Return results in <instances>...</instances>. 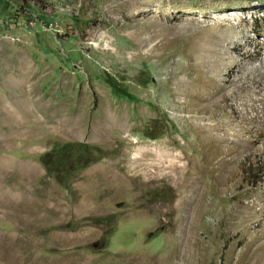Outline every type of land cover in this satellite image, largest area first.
Here are the masks:
<instances>
[{
  "label": "rangeland",
  "instance_id": "obj_1",
  "mask_svg": "<svg viewBox=\"0 0 264 264\" xmlns=\"http://www.w3.org/2000/svg\"><path fill=\"white\" fill-rule=\"evenodd\" d=\"M263 57L264 0H0V264H264V145L225 168L198 129ZM67 141L98 158L63 186Z\"/></svg>",
  "mask_w": 264,
  "mask_h": 264
},
{
  "label": "bare ground",
  "instance_id": "obj_2",
  "mask_svg": "<svg viewBox=\"0 0 264 264\" xmlns=\"http://www.w3.org/2000/svg\"><path fill=\"white\" fill-rule=\"evenodd\" d=\"M208 78L204 81L205 91L200 104L204 112L216 111V118L211 119V122L208 120L210 117L207 118L198 125V129L204 142L215 143L214 150L219 154L216 159L222 167L228 168L243 147L250 144L255 147L264 145V57L259 62L243 65V68L241 64L234 65L230 78L226 80L227 85ZM251 90L254 93L246 97ZM239 99L242 103L250 100V111L233 103ZM256 100L261 101V104ZM221 101L231 107L227 114H221L219 109H215L222 106Z\"/></svg>",
  "mask_w": 264,
  "mask_h": 264
},
{
  "label": "trees",
  "instance_id": "obj_3",
  "mask_svg": "<svg viewBox=\"0 0 264 264\" xmlns=\"http://www.w3.org/2000/svg\"><path fill=\"white\" fill-rule=\"evenodd\" d=\"M112 86H113V90L114 93L119 94L121 96H125L128 97L130 99H136L135 95L130 92L126 87H121L119 84L112 82ZM154 123L152 128L154 129ZM160 132H155V133H146L147 135H149L150 137H156L159 135ZM78 145V149L75 153V155L73 156V158L71 159V163L66 166H62L60 165V162H62L60 160L57 161H53V159L57 156H62L63 153L68 150V149H73L74 146ZM98 146L95 144H90V143H85L82 141H67V142H63L60 144H55L53 145L50 149L44 151L43 153H41L39 155V159L41 161V163L43 164L45 171L48 175H52L55 177V179L63 186H67L68 181L67 179H65V176L68 175L70 172H72L73 170L79 169V168H84L85 166H87L90 162H93L94 160H96L98 157L96 158H87L86 160L82 159V157L84 158V154H86L88 151L92 150V149H97ZM100 157V156H99ZM55 164H56V168H55Z\"/></svg>",
  "mask_w": 264,
  "mask_h": 264
}]
</instances>
